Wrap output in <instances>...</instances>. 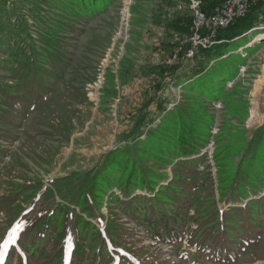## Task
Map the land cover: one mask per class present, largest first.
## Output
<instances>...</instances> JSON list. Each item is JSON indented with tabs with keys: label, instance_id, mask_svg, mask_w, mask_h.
Returning a JSON list of instances; mask_svg holds the SVG:
<instances>
[{
	"label": "trees",
	"instance_id": "obj_1",
	"mask_svg": "<svg viewBox=\"0 0 264 264\" xmlns=\"http://www.w3.org/2000/svg\"><path fill=\"white\" fill-rule=\"evenodd\" d=\"M114 1L26 0L32 14H51H46V19L41 14L40 22L44 28L39 31L35 26L40 44L32 36H28L31 41L27 44L14 41L12 36L21 35L22 29L10 30L8 21L0 22V42L8 46L3 62L13 81L11 84L0 82V138H14L17 130L24 129L32 111L54 100L58 93L56 86L72 62L67 45L64 46L65 40L71 39L69 35L77 36L78 31H82V22L106 12ZM202 1V8L208 14L217 13L223 2ZM250 1L246 16L219 30L218 43L200 49L191 81L178 83L183 94L177 104L169 108L166 101L147 93L142 107L136 110L132 126L124 134L133 139L132 143L125 142L110 150L95 168L54 179L52 186L44 190L40 191L39 183L24 186L23 191L32 193L33 198L54 199L55 206L36 212L20 232L17 244L26 256L28 253L26 258L20 256L22 263L30 264L28 261L31 260L32 264H48L47 249L54 246L55 237L65 235L72 223L77 240L87 242L94 252L97 248L101 256L96 264H109L114 256L97 225V214L104 207L118 209L156 243L175 245L185 242L196 246L202 255L223 263L234 262L240 250L263 237L264 125L248 138L246 130L226 117L219 130L214 132L215 101H220L239 123L248 113V101L238 96L237 86L241 82H234L231 88H227V83L238 76L240 65L245 63V57L240 62L241 55L235 52L246 45L244 36L264 15V0ZM192 25L193 17L188 11L178 12L165 22L166 29L181 35L189 34ZM26 28L30 33L28 26ZM257 44L248 46L247 54H251ZM129 61L121 60L116 73L107 72L104 94H117V84L127 80L128 75L122 67ZM157 68L164 70L160 64ZM151 72L150 64L141 67L143 75ZM161 88L162 84H158V90ZM152 103H156L158 116H152ZM211 142L215 145L213 158L217 167L218 198L206 196L199 202L194 177L209 156ZM23 191L20 190L16 197ZM57 196L74 206L58 202ZM245 200L248 201L243 205ZM220 202L234 205L223 210L218 206ZM80 251L85 253V250ZM66 264L93 263L83 255L75 254Z\"/></svg>",
	"mask_w": 264,
	"mask_h": 264
},
{
	"label": "rangeland",
	"instance_id": "obj_2",
	"mask_svg": "<svg viewBox=\"0 0 264 264\" xmlns=\"http://www.w3.org/2000/svg\"><path fill=\"white\" fill-rule=\"evenodd\" d=\"M178 2L181 1L115 0L106 12L82 22V31H78L77 36L69 35L71 39L65 40L64 46L67 45L72 62L56 86L58 93L54 100L32 111L24 129L17 130L14 138H0V264H25L20 256L26 258L28 253L26 256L17 244L20 232L32 221L36 212L55 206L54 199L33 198L32 193L23 191L24 186L39 183L40 191L44 190L52 186L54 179L95 168L110 150L125 142L132 143L133 139L124 134L132 126L136 110L142 107L147 93L166 101L169 108L181 100L183 89L178 83L191 81L200 49L211 48L219 41L206 40L204 47L195 44L200 46L195 48L197 52L194 55L186 54V44L179 51L185 35L165 28L167 19L179 12L175 9ZM32 12L26 0H0V22L8 21L10 30L16 27L22 29L21 35L12 36L14 41L27 44L31 41L28 36H32L40 44L35 26L40 31L44 28L40 22L41 14L45 19L51 14ZM190 14L197 15V10L190 8ZM260 31L264 34V15L247 34L246 45L235 52L241 55L240 62L245 57V63L240 65L238 76L227 83V88H231L234 82H241L237 86L240 90L238 96L241 95L249 103L247 116L239 123L220 101H215L214 132L219 130L226 117L246 130L248 138L264 125V36L258 38L257 32ZM255 44L258 45L255 50L247 54V47ZM27 47L30 48L29 44ZM4 52L8 53L7 43L0 42V82L11 84L13 81L8 77L6 63L3 62ZM125 59L130 60L122 67L128 75L127 80L117 84L116 95L107 96L103 92V88L107 87V72L116 73L121 60ZM146 64L152 66L153 72L143 75L141 67ZM157 64L163 65L164 70L158 71ZM158 84H162L159 90ZM151 108L152 116H158L156 103H152ZM214 147L211 142L209 156L194 177L199 202L204 201L206 196L218 198ZM168 170L172 173L170 168ZM20 190L22 195L16 197ZM65 190L64 187V193ZM56 193L60 194L59 191ZM56 198L58 202L74 206L66 199ZM232 205L231 202H220L218 206L226 210ZM97 215V225L114 256L109 264H264V234L257 243L240 250L234 262L223 263L202 255L196 246L185 242L175 245L154 242L118 209L104 207ZM80 250H85V253ZM47 251L48 264L69 263L75 254L83 255L96 264L101 256L97 248L94 252L87 242L77 240L72 223L65 235L55 237L54 246ZM29 262L32 264L31 260Z\"/></svg>",
	"mask_w": 264,
	"mask_h": 264
},
{
	"label": "built area",
	"instance_id": "obj_3",
	"mask_svg": "<svg viewBox=\"0 0 264 264\" xmlns=\"http://www.w3.org/2000/svg\"><path fill=\"white\" fill-rule=\"evenodd\" d=\"M249 4H251L250 0H224L217 13L208 14L202 8V0L178 2L175 9L181 13L186 11L190 13V8H197V15H192L193 25L191 32L185 35L181 41L182 45L179 46V51L186 44L188 47L185 49L186 54H196L195 44H201L210 39H217L220 29L228 27L235 19L247 15V6Z\"/></svg>",
	"mask_w": 264,
	"mask_h": 264
},
{
	"label": "bare ground",
	"instance_id": "obj_4",
	"mask_svg": "<svg viewBox=\"0 0 264 264\" xmlns=\"http://www.w3.org/2000/svg\"><path fill=\"white\" fill-rule=\"evenodd\" d=\"M194 9H195V11L197 10V8H194ZM257 34H258V38H261L262 36H264L263 32H261V31L257 32ZM206 43H207V41H205L204 43H201L200 45L204 47V46H206ZM200 45H196L195 48H197Z\"/></svg>",
	"mask_w": 264,
	"mask_h": 264
},
{
	"label": "crops",
	"instance_id": "obj_5",
	"mask_svg": "<svg viewBox=\"0 0 264 264\" xmlns=\"http://www.w3.org/2000/svg\"><path fill=\"white\" fill-rule=\"evenodd\" d=\"M242 38H243V37H242ZM244 38H248V35L246 34V35L244 36ZM244 46H245V45H244ZM244 46H242V47H244ZM242 47H241V48H242Z\"/></svg>",
	"mask_w": 264,
	"mask_h": 264
}]
</instances>
